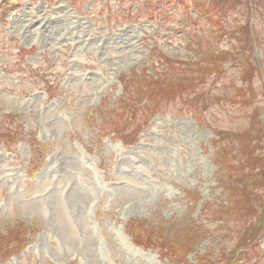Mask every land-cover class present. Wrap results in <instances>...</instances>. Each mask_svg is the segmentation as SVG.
<instances>
[{"label":"rangeland","instance_id":"obj_1","mask_svg":"<svg viewBox=\"0 0 264 264\" xmlns=\"http://www.w3.org/2000/svg\"><path fill=\"white\" fill-rule=\"evenodd\" d=\"M207 1L0 4V240L24 230L0 244V264H173L159 247L177 241L172 251L187 264L243 262L264 226V81L249 70L241 77L231 63L213 84L178 79L193 58L191 37L211 26L207 14L198 17ZM263 2L244 17L240 0L227 16L253 23L252 64L264 76ZM144 70L139 106L158 102L161 111L139 109L128 124L118 79L129 85ZM162 78L172 86L160 87ZM114 123L137 142L125 147ZM213 143L226 152L216 155ZM214 152L242 167L230 189L217 187ZM175 226L196 241L182 245ZM258 240L248 264H264V231Z\"/></svg>","mask_w":264,"mask_h":264},{"label":"trees","instance_id":"obj_2","mask_svg":"<svg viewBox=\"0 0 264 264\" xmlns=\"http://www.w3.org/2000/svg\"><path fill=\"white\" fill-rule=\"evenodd\" d=\"M11 0H0L1 6H5L10 2ZM240 0H208L209 3V10L217 7L218 9V17L214 20V22L218 25V27H213V30L215 31V36L212 34L203 35L201 37H198L195 42H192V48H193V58L188 63V67H184L183 73L179 76L178 79H181L183 76H191V77H185L188 82L185 83L186 85H192L195 86H201V84H205L208 79H211L213 77V80H216L226 74V71L224 70L225 64L231 63L232 68L237 67V73L242 77L246 72L252 67L253 63V53L251 52L256 44V35H255V29L253 23H250L249 21L245 22L244 24L239 23L240 25H237V23H233L227 16V13L229 10L234 9V5L237 4ZM244 1H250L253 0H243ZM226 2H232L228 7L226 6ZM244 4V3H243ZM206 10V9H205ZM237 25V26H236ZM210 30L207 31L209 33ZM201 33V32H199ZM220 35H227L230 36L229 39H227L228 42V49L227 50H220L216 46H213L214 39L216 37L220 38ZM255 36L251 38L252 36ZM250 46V51L247 53V48ZM191 70V71H190ZM199 77H202V81H199ZM146 79H142V82L139 84L141 86L143 83H145ZM160 87H170L172 86V80L165 78L161 79V82L158 83ZM177 89H182V82L180 84L176 85ZM239 93H242L243 90L240 89L238 91ZM236 100V99H235ZM135 136L129 137V140H134ZM216 149V155H221L222 153L226 152V148L221 146L220 144L217 145ZM217 164H218V181L219 186H221L224 190L225 187L231 188L233 184L237 183L238 180L233 177V172H235L236 169L238 171H241L240 168H242L240 165L233 164L228 166V163H220L219 157L216 156ZM226 164L225 166H223ZM256 166V165H255ZM229 167V168H228ZM220 178V179H219ZM227 178V179H226ZM226 179V180H225ZM228 180H232L231 182ZM221 229V228H220ZM225 232V229H222ZM18 234L23 232L22 227H20L17 231ZM12 231L6 241L0 240V244L7 243L10 238H12L15 233ZM177 237L182 235V240L179 239V242L185 246H191L193 241H196V232H190V234L186 233V230L184 227L179 231L178 229H175L173 231ZM160 233V232H159ZM15 240L21 241L22 239L19 236L15 237ZM180 238V237H179ZM148 241V239H146ZM189 243V244H187ZM162 246V245H161ZM178 246V241L173 244V246H164L162 248H166L170 251H172L174 248ZM0 253H2V248L0 247Z\"/></svg>","mask_w":264,"mask_h":264}]
</instances>
